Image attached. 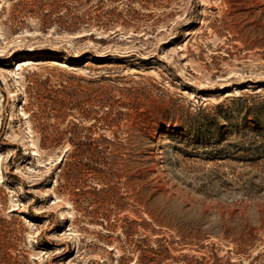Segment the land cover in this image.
Segmentation results:
<instances>
[{"label":"rangeland","instance_id":"rangeland-1","mask_svg":"<svg viewBox=\"0 0 264 264\" xmlns=\"http://www.w3.org/2000/svg\"><path fill=\"white\" fill-rule=\"evenodd\" d=\"M0 264H264V0H0Z\"/></svg>","mask_w":264,"mask_h":264},{"label":"bare ground","instance_id":"bare-ground-1","mask_svg":"<svg viewBox=\"0 0 264 264\" xmlns=\"http://www.w3.org/2000/svg\"><path fill=\"white\" fill-rule=\"evenodd\" d=\"M51 63H52V64H57V63H59V62H57V60H51ZM51 63H50V64H51ZM21 64H25V63H20V64H19V67H20Z\"/></svg>","mask_w":264,"mask_h":264},{"label":"trees","instance_id":"trees-1","mask_svg":"<svg viewBox=\"0 0 264 264\" xmlns=\"http://www.w3.org/2000/svg\"><path fill=\"white\" fill-rule=\"evenodd\" d=\"M80 79H82V78L80 77Z\"/></svg>","mask_w":264,"mask_h":264}]
</instances>
